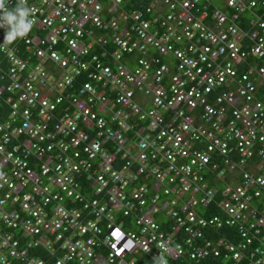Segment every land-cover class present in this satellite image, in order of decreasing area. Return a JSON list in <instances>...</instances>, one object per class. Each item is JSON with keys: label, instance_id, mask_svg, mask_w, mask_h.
I'll return each mask as SVG.
<instances>
[{"label": "built area", "instance_id": "1", "mask_svg": "<svg viewBox=\"0 0 264 264\" xmlns=\"http://www.w3.org/2000/svg\"><path fill=\"white\" fill-rule=\"evenodd\" d=\"M26 2L0 264H264V0Z\"/></svg>", "mask_w": 264, "mask_h": 264}, {"label": "clouds", "instance_id": "2", "mask_svg": "<svg viewBox=\"0 0 264 264\" xmlns=\"http://www.w3.org/2000/svg\"><path fill=\"white\" fill-rule=\"evenodd\" d=\"M34 12L35 9L26 0H15L12 7L0 4V30H3L0 45H11L27 36L33 28ZM153 264H169V261L160 253L153 257Z\"/></svg>", "mask_w": 264, "mask_h": 264}, {"label": "trees", "instance_id": "3", "mask_svg": "<svg viewBox=\"0 0 264 264\" xmlns=\"http://www.w3.org/2000/svg\"><path fill=\"white\" fill-rule=\"evenodd\" d=\"M6 108L4 107L3 102L0 100V122L5 119Z\"/></svg>", "mask_w": 264, "mask_h": 264}]
</instances>
